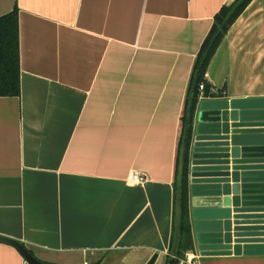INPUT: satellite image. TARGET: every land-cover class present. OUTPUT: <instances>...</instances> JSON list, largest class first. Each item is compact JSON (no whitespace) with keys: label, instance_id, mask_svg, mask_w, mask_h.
<instances>
[{"label":"crops","instance_id":"0c3cea01","mask_svg":"<svg viewBox=\"0 0 264 264\" xmlns=\"http://www.w3.org/2000/svg\"><path fill=\"white\" fill-rule=\"evenodd\" d=\"M234 1L0 0V17L18 11L20 70L19 96L0 97V236L47 264H166L194 64ZM205 81L263 104L264 0L227 30ZM130 172L146 181L127 186ZM191 210L187 194L196 264H264L201 256ZM0 264L27 263L0 244Z\"/></svg>","mask_w":264,"mask_h":264},{"label":"water","instance_id":"95a60500","mask_svg":"<svg viewBox=\"0 0 264 264\" xmlns=\"http://www.w3.org/2000/svg\"><path fill=\"white\" fill-rule=\"evenodd\" d=\"M184 157L188 194L201 256L264 257V102L210 96L206 84L198 101L188 143L179 149L177 186ZM181 199L174 208V264ZM27 264L40 262L18 241L0 236ZM153 256L147 264H154Z\"/></svg>","mask_w":264,"mask_h":264},{"label":"trees","instance_id":"16d2710c","mask_svg":"<svg viewBox=\"0 0 264 264\" xmlns=\"http://www.w3.org/2000/svg\"><path fill=\"white\" fill-rule=\"evenodd\" d=\"M250 2L251 0H235L229 6H223L214 16L213 25L197 54L182 116V130L176 160V178L179 149L184 140H186V143L189 141L190 127L194 117L195 107L200 99L199 85H206L205 74L209 63L225 37L227 30L241 15ZM19 71L18 11L14 8L10 13L0 17V97L19 96ZM220 94L221 91L217 93V95ZM187 187V163L186 157H184L183 175L180 186H177V181L174 182V205L177 196L181 199V213L178 226L179 238L176 246L174 264H177L178 260L183 258L188 250L192 249L191 232L187 221L186 211V199L188 194ZM174 230L173 223V233L169 249L170 256L167 258L166 264L173 257Z\"/></svg>","mask_w":264,"mask_h":264},{"label":"built area","instance_id":"2783aa9c","mask_svg":"<svg viewBox=\"0 0 264 264\" xmlns=\"http://www.w3.org/2000/svg\"><path fill=\"white\" fill-rule=\"evenodd\" d=\"M203 87H204L203 84L199 85L200 99L202 96ZM145 181H146L145 175H142L138 172H130L125 179V183L129 187H134L143 184ZM197 259H198V255L196 253H192V252L185 253L184 257L179 259L177 264H196ZM84 264H88V263H84Z\"/></svg>","mask_w":264,"mask_h":264}]
</instances>
